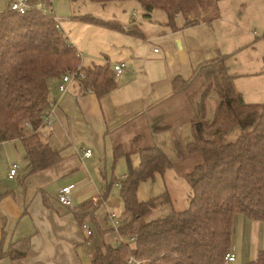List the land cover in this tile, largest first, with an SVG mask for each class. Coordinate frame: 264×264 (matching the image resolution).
I'll return each mask as SVG.
<instances>
[{
	"label": "trees",
	"instance_id": "trees-1",
	"mask_svg": "<svg viewBox=\"0 0 264 264\" xmlns=\"http://www.w3.org/2000/svg\"><path fill=\"white\" fill-rule=\"evenodd\" d=\"M89 1L105 4L129 0ZM133 1L146 18L154 10L164 11L167 26L175 30L211 22L218 17L220 0ZM204 11L207 19H200ZM80 20L125 31L90 15ZM75 51L68 36L56 30L51 16L37 11L0 12V142L20 140L27 174L61 159L59 150L43 139L39 128L51 100V84L76 66ZM228 57L217 51L215 58L196 70L192 80L179 75L172 78L173 92L180 95L175 112L167 117H175L182 128L167 146L173 160L163 145H143L140 135L133 138L131 151L121 144L112 148L113 164L119 158L127 163L119 192L130 219L117 227L124 240L106 243L102 239L104 231L94 218L101 200L86 201L72 210L81 228L85 217L92 222L94 236L87 239L95 242L91 264H224L231 248L234 215L264 222V102L251 105L243 100L229 73ZM83 69L86 77L77 84L84 92L102 98L116 87V76L109 65H84ZM170 121L172 124L160 120L153 125V132L174 129L176 125ZM25 122L30 129L24 128ZM132 154L138 155L136 165L131 163ZM187 162L191 165L182 174L190 188L188 206L183 210L172 208L165 216L146 221L151 206L138 199V185L157 173L163 174L175 163ZM24 254L14 248L4 253L0 250V257L11 259ZM247 264H264V252Z\"/></svg>",
	"mask_w": 264,
	"mask_h": 264
},
{
	"label": "crops",
	"instance_id": "crops-1",
	"mask_svg": "<svg viewBox=\"0 0 264 264\" xmlns=\"http://www.w3.org/2000/svg\"><path fill=\"white\" fill-rule=\"evenodd\" d=\"M11 1L0 0V12L8 10ZM219 2L215 22L221 19ZM52 8L60 21L70 19L72 24L82 17L78 10H71L70 0H54ZM135 14V11L131 13L128 18L131 21L128 26L123 27L125 31L122 33L137 38L143 35L136 26ZM144 14L142 17L149 19ZM181 22L179 19L178 26H181ZM203 23L205 24L202 22L195 26ZM59 24L64 32V25L62 22ZM195 26L178 27L175 30L167 26L170 30L168 39L160 43L164 53L163 75L159 73L152 77L150 68L145 72L138 70L142 66L141 62L134 61L129 65L126 59L115 60L112 65L124 61L128 67L121 76L115 77L119 78L116 87L102 98H97L94 93L84 92L78 84L71 85L67 92L60 94L57 91L58 79L54 80L49 98L56 100L57 106L50 125L41 126L39 132L51 147L59 150L61 159L55 164L27 174V161L20 140L0 142V250L4 253L9 248H14L25 253L15 259L0 257V264H91L90 255H86L84 247L92 239L87 240L89 236L72 212L90 200L94 203L101 200L94 211V218L104 231L102 239L106 243L117 241V231L118 237L109 234L113 230L108 225L110 222L107 215L110 211L104 202L108 191L103 190L101 178L106 177L107 160L112 157V148L121 144L126 151H131L132 140L137 135L141 136L143 145L155 143L170 146L172 135L182 132L180 122L177 123L175 117H167V114L175 112V101L180 95L173 92L172 78L179 75L190 81L201 65L215 58L217 51L225 54L218 44L200 45L196 39L188 36L186 30ZM126 31H134L136 34ZM164 36L165 34L159 35L154 39ZM261 39L263 43L264 31ZM72 44L74 45L73 41ZM248 45L254 47L252 43H242L236 52L248 49ZM74 47L79 48L76 45ZM155 49L153 52L158 53ZM231 59L235 58L229 55L227 66L229 73L233 75L236 91L246 103L260 104L264 98L261 93L263 89L258 90L253 97L240 83L261 75L248 71L246 66L245 71L232 73ZM92 64L98 63L84 65ZM104 64L112 68L107 57L99 65ZM152 68L157 69V66ZM160 120L169 124H172V120L176 126L172 130L154 133L153 123L157 124ZM85 149L92 150L91 157H82ZM103 164L105 167L102 171ZM12 166H16L17 171L15 177L9 179L7 175ZM64 187L72 189V208L64 207L57 201V193ZM168 208L165 205L155 212L150 210L145 220L165 216L170 212L171 206L169 210ZM84 223H88L91 235L94 236L90 218L85 217ZM232 228L230 250L235 254L233 264H247L256 260L264 252V222L237 213L233 217Z\"/></svg>",
	"mask_w": 264,
	"mask_h": 264
},
{
	"label": "rangeland",
	"instance_id": "rangeland-1",
	"mask_svg": "<svg viewBox=\"0 0 264 264\" xmlns=\"http://www.w3.org/2000/svg\"><path fill=\"white\" fill-rule=\"evenodd\" d=\"M70 3L71 10H78L82 16L90 15L104 23L115 24L122 28L128 26V22L131 21L128 18L135 11L136 26L143 35L136 38L119 30L110 29L105 25L89 24L81 20L72 24L70 19L59 21L65 27L64 34L69 37L71 42H74V45L79 47L77 51L82 54L83 64L87 65L91 62L102 64L107 57L112 66L115 60L126 59L129 65H132L134 61L141 62L142 66L140 65L141 68L138 67V70L142 69V72L148 71L150 68L152 77H156L159 73L165 74L162 63L164 53L160 43L168 39L167 35L170 30L166 25L167 16L164 11L154 10L151 17L145 19L142 17L144 11L133 0L113 1L105 4L89 0H70ZM219 10L220 20L217 22L211 20L209 23L188 28L186 30L187 35L196 39L200 45L215 43L220 46L221 51L225 54L230 53V57L235 58L231 59L233 63L232 73L243 72L246 66L248 71H254V73L261 75V77L242 80L240 84L253 97L258 93V90L263 89L261 93L264 97V41L261 42L264 31V0H221ZM199 18L207 19V13L204 11ZM163 34H165L164 38L154 39V37ZM242 43H252L254 47L248 45V49H239L242 51L236 52L237 47ZM154 48L159 52L154 53ZM152 66H157V69H153ZM117 79L119 78H115L116 81ZM198 88L200 89V86ZM263 102L264 98L261 103ZM163 147L173 160L174 156L168 152V147L166 145ZM138 161V155L132 154L131 163L136 165ZM190 165L191 163L188 162L185 164L175 163L174 167L167 169L163 174L157 173L152 180L141 182L137 189L138 199L148 203L151 208L154 207L151 209L152 212L165 205L167 208L171 206V209L173 207L175 210L185 209L188 206L190 188L182 173L186 172ZM104 167L103 164L102 171ZM126 171L127 163L124 158L117 159L113 164V158L110 157L107 160L106 177H101L103 190L105 192L108 190L104 202L107 203L110 214H114L120 224L130 219V215L124 209L119 186L116 185V181L122 180ZM110 183L112 184L110 185ZM167 196L169 198L168 203L166 202ZM109 234L118 237L116 236V228ZM94 246L95 242L91 241L84 247L86 255H90V258Z\"/></svg>",
	"mask_w": 264,
	"mask_h": 264
},
{
	"label": "built area",
	"instance_id": "built-area-1",
	"mask_svg": "<svg viewBox=\"0 0 264 264\" xmlns=\"http://www.w3.org/2000/svg\"><path fill=\"white\" fill-rule=\"evenodd\" d=\"M54 3V0H38L35 2L29 1V0H12L9 4V10L15 11L19 14H25L28 11H37L41 12L43 14H47L51 16L55 22V28L56 30H61L59 21L60 19L53 13L52 5ZM157 51V49H155ZM75 56L77 58L76 66L72 70L66 71L64 74L61 75L59 82L57 84V91L60 94H64L68 91L69 87L71 85L77 84L78 82L85 79L86 75L83 69V57L80 52L75 51ZM127 63L124 61L116 62L112 65V70L116 77L121 76L127 69ZM57 106L56 100H50L48 104L47 110L42 115V126H49L51 123V116L55 111V108ZM25 129H30L29 123L25 122L23 124ZM92 150L91 149H85L82 151V157L89 158L92 156ZM17 167L12 166L9 170V173L7 177L9 179H13L16 175ZM125 178V175H123L122 179ZM116 185L120 186V182H116ZM71 187H64L61 188L57 193V201L59 204H61L64 207L72 208V199H71ZM107 218L110 222L111 227L116 228L120 224L117 217L114 214H108ZM82 228L86 231L87 236L91 235V230L89 229L88 225L83 223ZM124 240L122 237L119 236L117 241ZM130 241H133L134 238H129ZM235 262V254L233 251L229 250L225 256H224V264H233Z\"/></svg>",
	"mask_w": 264,
	"mask_h": 264
}]
</instances>
